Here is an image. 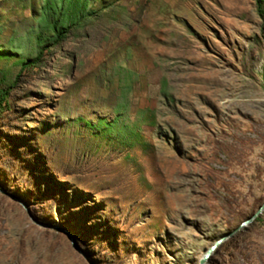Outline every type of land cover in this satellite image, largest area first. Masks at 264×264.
I'll return each instance as SVG.
<instances>
[{
    "label": "rangeland",
    "instance_id": "obj_1",
    "mask_svg": "<svg viewBox=\"0 0 264 264\" xmlns=\"http://www.w3.org/2000/svg\"><path fill=\"white\" fill-rule=\"evenodd\" d=\"M0 91V264H201L264 204V0H0Z\"/></svg>",
    "mask_w": 264,
    "mask_h": 264
},
{
    "label": "water",
    "instance_id": "obj_2",
    "mask_svg": "<svg viewBox=\"0 0 264 264\" xmlns=\"http://www.w3.org/2000/svg\"><path fill=\"white\" fill-rule=\"evenodd\" d=\"M264 212V204L258 209V211L247 221L243 222L238 228H236L234 231L229 233L228 235L224 236L219 242H217L207 253L206 257L203 259L201 264H208L213 256V254L217 251V249L225 243L227 240L231 239L234 235L242 231L244 228L251 225L259 216L262 215Z\"/></svg>",
    "mask_w": 264,
    "mask_h": 264
},
{
    "label": "trees",
    "instance_id": "obj_3",
    "mask_svg": "<svg viewBox=\"0 0 264 264\" xmlns=\"http://www.w3.org/2000/svg\"><path fill=\"white\" fill-rule=\"evenodd\" d=\"M54 29H55V27H54ZM34 64H35L34 61L33 62H26L23 64L22 70H25L29 67H32ZM7 96H8V93L6 91H0V110L3 106V104L5 105Z\"/></svg>",
    "mask_w": 264,
    "mask_h": 264
}]
</instances>
